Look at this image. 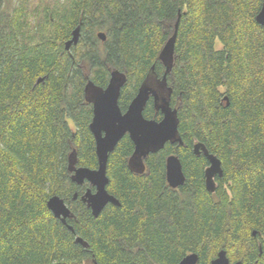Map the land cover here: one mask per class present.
Segmentation results:
<instances>
[{
	"label": "trees",
	"instance_id": "trees-1",
	"mask_svg": "<svg viewBox=\"0 0 264 264\" xmlns=\"http://www.w3.org/2000/svg\"><path fill=\"white\" fill-rule=\"evenodd\" d=\"M33 1L0 0V264H177L189 253L210 264L219 250L264 264V0H70L63 10L37 0L30 10ZM179 12L170 81L182 146L166 143L137 174L124 136L106 186L120 205L94 217L80 200L88 184L71 180L73 167H97L84 87L125 71V106L152 64L160 72ZM77 26L72 62L64 41ZM195 142L220 160L213 192ZM171 153L185 176L177 188L166 181ZM52 195L70 208L73 232L47 207Z\"/></svg>",
	"mask_w": 264,
	"mask_h": 264
},
{
	"label": "water",
	"instance_id": "water-1",
	"mask_svg": "<svg viewBox=\"0 0 264 264\" xmlns=\"http://www.w3.org/2000/svg\"><path fill=\"white\" fill-rule=\"evenodd\" d=\"M178 13L177 21L174 25L172 36L166 41L160 51L159 58L173 59L174 42L180 18ZM255 20L259 25L264 26V3L261 5ZM80 27L72 30L71 38L65 42V49L78 42ZM98 37L105 40L103 32H99ZM108 85L95 93L93 101V115L88 124L89 131L95 141V154L97 157V167L90 169L83 166H75L71 169V180L77 185L87 183L89 186L81 196V200L87 204L91 214L96 217L107 204L120 205L116 197L110 194L106 186L108 184L107 164L109 154L114 150L117 143L128 135L133 143L134 155L147 156L162 149L166 143L182 142L178 134V119L176 111L171 110L168 102L162 105L163 117L159 121L146 119L143 116V109L148 98V88H140L122 114L118 106V98L124 76H114ZM44 77H38L35 84L43 82ZM193 153H202L208 160V165L204 170V182L208 191L215 189V177L222 176L220 160L208 151L204 143L196 142L193 144ZM166 181L171 188L183 185L185 176L179 157L175 154L167 156L165 161ZM93 188V189H92ZM76 197V194L74 195ZM47 207L52 215L59 219L73 232L72 226L68 225L67 218L71 216V211L65 201L52 195L47 200ZM255 235V232H252ZM77 242L82 243L81 237L76 238ZM85 244V243H84ZM86 245V244H85ZM261 251V247L259 246ZM198 256L196 253L186 254L177 264H196ZM97 264L96 261L93 262ZM210 264H241L240 261L230 262L225 250H219L217 255L210 261Z\"/></svg>",
	"mask_w": 264,
	"mask_h": 264
},
{
	"label": "flooded vegetation",
	"instance_id": "flooded-vegetation-1",
	"mask_svg": "<svg viewBox=\"0 0 264 264\" xmlns=\"http://www.w3.org/2000/svg\"><path fill=\"white\" fill-rule=\"evenodd\" d=\"M71 35H72V31L70 33L69 38H71ZM66 41L67 40L64 41V45H65ZM80 41H81V32L79 31L77 44H79ZM77 44L71 45L68 49H65V47H64V49L68 52L67 53L68 56L71 57L72 62L74 61V57H72V55H71L72 54L71 49L73 46H77ZM90 44H94V43L92 42ZM82 48H86V45L84 44ZM172 58L174 59V55L172 56ZM173 59L169 60V59L159 58L158 61L160 63L159 64L160 65V72L158 71V68H157L158 66L156 67L155 64H152L149 71L146 72V74L143 76V78L141 79V81L137 85L136 90L133 93V96H131V98L129 99L127 104H125V106L121 104L122 91L126 89V84H127V76L125 74V71H121V70L113 69V68H108L107 74H106V79L104 81L105 83L103 86L95 84L93 81L88 79L87 84L84 87V94H85L84 96L86 98V102L88 103V105L91 108V118L93 115L92 98L94 97L95 93L104 89L108 85L110 79L112 78L113 73H115L114 74L115 77L116 76H124L125 77V80L122 81V86L120 88V93H119V98H118V106H119L120 112L122 114L126 111L128 104L130 103V101L134 97V95L136 94L137 90L140 88H148L150 90H148V98H147L146 104H145L143 112H142L143 116L146 119H153L156 121H159L160 119H162V117H163L162 105L164 104L165 101L168 102V106L171 110L176 111V116H177V108L175 106H172L173 105V103H172L173 89H172V83L170 81V78L172 76V61H173ZM90 121H91V119H90ZM125 136L128 137V135H125ZM168 143H170V142H168ZM174 143H177L179 146H182V142L181 143L174 142ZM174 143H171V144H174ZM193 144L191 147L192 152H193ZM133 150H134V147H133ZM171 154H173V153H171ZM200 154H202V153H200ZM148 155L140 157L137 154L134 155V153L132 151L131 154L129 155L128 159H127V163H128L129 168L137 174H143L144 168H145L144 160L148 157ZM199 155H196V156H199ZM167 156H166V158H167ZM165 161H166V159H165ZM205 168H204V170H205ZM107 172H108V164H107ZM81 196H80V200H81ZM76 197H77V195H76ZM76 197H74V198H76Z\"/></svg>",
	"mask_w": 264,
	"mask_h": 264
},
{
	"label": "rangeland",
	"instance_id": "rangeland-1",
	"mask_svg": "<svg viewBox=\"0 0 264 264\" xmlns=\"http://www.w3.org/2000/svg\"><path fill=\"white\" fill-rule=\"evenodd\" d=\"M11 1V6H15V5H17L18 4V2H20L21 0H10ZM31 1V0H30ZM31 3V2H30ZM69 3H70V0H61V4H60V6H59V8L61 9V10H63L64 9V7L66 6H68L69 5ZM36 4H37V0H34L33 1V3H32V7H31V9L30 10H32V9H35L36 8ZM30 21H31V23H32V25H34V27H35V25H36V22H37V18H35V19H33V18H30ZM81 43V41L79 42V44ZM216 46L218 47V48H220L221 47V45L217 42L216 43ZM71 53H72V51H71ZM128 85H129V83H128ZM127 85V88L129 89V87H131L132 85H130V86H128ZM89 186V185H88ZM86 190V189H85Z\"/></svg>",
	"mask_w": 264,
	"mask_h": 264
},
{
	"label": "bare ground",
	"instance_id": "bare-ground-1",
	"mask_svg": "<svg viewBox=\"0 0 264 264\" xmlns=\"http://www.w3.org/2000/svg\"><path fill=\"white\" fill-rule=\"evenodd\" d=\"M79 57V56H78ZM76 67V66H75Z\"/></svg>",
	"mask_w": 264,
	"mask_h": 264
}]
</instances>
